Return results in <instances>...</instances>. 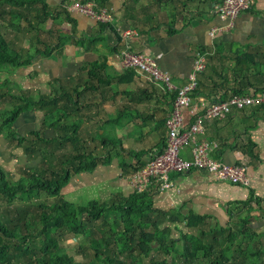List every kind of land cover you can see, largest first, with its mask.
<instances>
[{"label": "crops", "instance_id": "obj_1", "mask_svg": "<svg viewBox=\"0 0 264 264\" xmlns=\"http://www.w3.org/2000/svg\"><path fill=\"white\" fill-rule=\"evenodd\" d=\"M47 1L56 8L62 3L72 2ZM147 2L133 7L127 0H111L106 9L112 15L110 23L117 37L105 29L99 36L102 41L94 47L89 46L88 51L85 47L97 32L95 22L72 12L73 24L65 21L66 26L60 23L51 26L63 30L65 35H72L61 51H57L56 32L51 58L40 56L30 66L5 73L10 79L11 92L22 89L38 99L58 88L56 80L66 83L69 91L74 93L78 83H87L89 79L86 63L99 59V78L103 83L95 85L93 80L90 89L80 91L83 124L79 136L86 141L89 152L97 150L103 153L100 148L102 142H98V147L92 146V149L90 144L101 136L100 130L103 134L102 129L112 125L115 128H108L107 133L120 140L125 156L122 160L115 157L86 172L91 176L85 183L90 189L89 202L109 201L112 197L127 198L134 194L126 177L129 170L126 174L123 170L127 169L124 163L137 166L145 162L141 159L138 163L127 152L159 151L165 145L166 127L163 121L171 112L176 90L188 82L197 54L205 57L207 69L198 76V92L192 95L193 104L204 99L210 105L221 97L229 99L239 91L243 95L264 92V0H255L253 8L243 12L234 22L217 15L215 7L221 0H176L169 5L171 12L164 11L167 0H159L158 7H151ZM155 15L160 17L158 22ZM119 30L136 31L138 36L129 41L132 50L149 54L157 66L169 74L172 89L149 81L133 70L121 68L120 51L125 42ZM78 39H83L86 44L81 46L77 43ZM23 116L25 122L20 126L24 131L20 132L22 135H29L33 127V131L47 137L55 136L56 130L43 127L46 121L44 111L30 107ZM182 117L183 129L187 130L194 116L189 109H185ZM75 118L76 112L67 122L70 124ZM134 127H142V138L134 137L130 131ZM114 137L108 141H113ZM197 140L209 144L212 159L245 166L249 184L219 181L212 175L197 171L169 173V186L163 189L152 181L145 190L150 194L151 205L163 214L165 220L172 221V224L164 222V228L172 229L170 235L174 238L176 232L173 228L188 231L182 222L186 219L192 222L198 220L205 227L210 223L207 229H214L217 225L229 226L232 230L240 221L247 220L254 231L264 230V104L233 110L224 118L206 120ZM6 141L0 138L3 146ZM192 147L191 141L186 143L179 151V158L190 161ZM19 151L23 154L19 155L26 158L23 150L15 152ZM69 184L63 188L64 196L80 190L79 185L75 190L73 186L67 190ZM173 220L180 224H173ZM256 225L258 228L254 227ZM189 229L191 233L196 231V228Z\"/></svg>", "mask_w": 264, "mask_h": 264}, {"label": "trees", "instance_id": "obj_2", "mask_svg": "<svg viewBox=\"0 0 264 264\" xmlns=\"http://www.w3.org/2000/svg\"><path fill=\"white\" fill-rule=\"evenodd\" d=\"M110 1L73 0L83 6L91 2L98 9H106ZM54 7L47 0H0V73L9 74L10 70L30 66L40 56L51 58L54 49L52 40L56 32L57 51H61L67 40L72 38V35H65L63 30L51 27L60 17L71 24L75 22L69 4ZM7 17L17 19L19 23L7 21ZM94 26L97 32L88 41L85 47L87 51L89 46L94 47V44L102 41L99 36L105 29L117 37L111 23L95 21ZM44 31L48 33L47 37L43 35ZM9 32H13V37H9ZM77 43L84 46L86 41L78 39ZM98 60L86 63L89 79L87 83H78L74 93L71 89L69 91L66 83L56 80L58 88L36 99L22 89L12 93L9 76L0 77V100H7L6 104L10 105L8 109H0V138L16 141L17 148L24 147L29 162H37L34 168L24 171L28 176L27 183L23 179L11 181L10 175L0 167V192L7 204L18 199L39 200L41 194L55 200L51 205L45 201L33 203L40 209L38 212L17 211L15 218L12 213L0 212V264H79L76 260L77 248L78 252L90 250L93 258L88 264H264V232L251 229L247 220L240 221L232 230L229 226L217 225L214 229H207L198 220L192 222L186 219L182 222L187 232L173 228L180 237L177 239L170 235L172 229L164 228V222L172 224V221L165 220L163 214L152 207L148 191L134 193L127 198L90 201L85 207L76 206L65 199L62 191L72 174L91 172L98 164L118 157L110 151L114 141L101 143L100 148L104 153L97 150L89 152L86 141L79 136L83 124L80 91L90 89L93 80L95 85L103 83L99 78L101 70ZM1 84H4V88ZM243 94L239 91L230 98ZM225 100L228 99L221 97L216 101ZM30 107L45 112L43 127L56 130L54 137L37 131L22 135L15 127L18 119ZM74 112L76 118L69 124L67 121ZM163 124L165 128V121ZM164 147L162 145L159 151L156 149L157 152H163ZM121 150L125 152L122 146ZM106 152L107 155L103 156ZM150 152L148 149L140 153L128 151L127 154L140 163L141 159L145 162ZM141 165L124 163L127 168L123 169L124 173L137 170ZM28 214L34 216L29 217ZM174 218L177 220V217ZM174 220L173 224H180ZM189 227L196 228L195 233H191ZM80 238L90 244L74 247L71 241ZM65 242H69V246Z\"/></svg>", "mask_w": 264, "mask_h": 264}, {"label": "built area", "instance_id": "obj_3", "mask_svg": "<svg viewBox=\"0 0 264 264\" xmlns=\"http://www.w3.org/2000/svg\"><path fill=\"white\" fill-rule=\"evenodd\" d=\"M254 2L255 0H223L215 7V11L217 15L233 21L239 13L250 10ZM71 6L73 7L70 9L71 11L90 17L96 22L103 24L111 22L112 17L108 10L96 9L90 4L83 6L77 2ZM119 35L125 42L124 48L120 51L121 68L134 70L147 80L159 83L169 90L172 89L169 74L161 70L149 54L132 50L129 41L138 36L136 31H119ZM206 68L205 57L197 54L194 69L188 82L176 90L172 110L166 117V138L163 152L158 153L156 149H151L144 165L126 174L127 181L134 193L141 194L152 181H155L160 189L168 187V174L171 172L197 171L212 175L219 181H229L238 185L249 184L245 166L212 159L210 157L212 149L209 144L197 140V136L203 132L206 120L224 118L230 115L233 110H244L248 107L264 104V92L235 95L228 100L210 105L204 99L193 104L192 95L198 87V76L205 72ZM185 109H189L194 116L193 123L187 130L183 129L182 112ZM189 141L193 143L191 160L185 161L179 158V151Z\"/></svg>", "mask_w": 264, "mask_h": 264}, {"label": "rangeland", "instance_id": "obj_4", "mask_svg": "<svg viewBox=\"0 0 264 264\" xmlns=\"http://www.w3.org/2000/svg\"><path fill=\"white\" fill-rule=\"evenodd\" d=\"M71 1L72 2L68 3L69 6H70L69 7L70 9L73 8L71 5L74 3L73 0H71ZM127 1H129L133 7L137 6V5H140L141 3H144V2L146 3L147 2V0H127ZM158 1L159 0H149L147 3H148V5L150 4L151 7H153V6H157L158 7ZM175 1L176 0H167L166 7L164 6L165 7L164 11L171 12V8L172 7L169 6V5H170V3L172 4ZM91 5L93 7L95 6L93 3H91ZM101 10H108V9H102L101 8ZM168 16H170V15H168ZM155 18H156V20L158 22V19L160 17L155 15ZM172 18L173 17H170L169 19H172ZM7 19L10 22H13L14 24H18L19 23V20H17V19L13 20L10 17H7L6 20ZM57 23H60V25H62V26H66V22H65V20L63 18H61V20L58 19L56 21V25H57ZM5 25H8V24L6 23ZM151 25H152V23H151ZM8 26H11V25H8ZM9 33H10L9 37H11V36L13 37V35H14L13 32H9ZM43 35H46V37H47L48 33H46L44 31ZM46 37H43V39H45ZM4 76H5V73H3V72L0 73V77L3 78ZM2 86L4 88V84ZM12 93H17V92H12ZM32 97L35 98V96L33 94H32ZM7 102H8L7 100L6 101L0 100V109H2L3 107H7V109L10 108V105L6 104ZM11 107H12V105H11ZM24 122H25V117L22 115L18 119L16 124H15V127L21 133H24L23 127L22 128L20 127L21 125H23ZM112 127H114V126L110 125V127H104V129H102V130H104L103 134L101 133V130H100L99 134L101 136L96 137V139H95L96 142L90 144V149H92L94 146L98 147L100 145L98 142L104 143L103 141L111 140V138H113L114 135L111 136L107 132H108V128H112ZM31 131H33V127H32ZM130 131L133 133L134 137H136L137 139L139 137L142 138V135H143L142 134L143 133L142 127H134ZM113 141L112 142L115 143V144H112L113 146L110 147V151H111V153L114 156H116V155L118 156L117 157L118 160H122L125 155L122 153V150L119 151L120 148H121V146H120L121 142H120V140H117L115 137H114ZM6 145L8 146L7 149L5 148ZM16 146H17V142L16 141H6V143H4V146H3V142H0V167H2L7 172L8 175H10V180L11 181L19 182L21 179H23V181L25 183H27L28 176L24 174L25 173L24 171L29 169V168H31V167L34 168V166H36L37 162H29L28 157L25 158V157L21 156V155H23L21 151L16 153L15 151L17 149H21V150H23L25 152L24 155H27L26 151L24 150V147H18L17 148ZM98 149H100V148H98ZM107 152L103 156H106ZM10 153H11V156H10ZM103 153H104V150H103ZM19 154H21V155H19ZM72 175H73L72 178H71L72 180L69 181L70 184L68 183L69 186L67 187V190L71 186H73L74 190H75L78 187L77 185H79L80 190H78V192L76 194H74L73 191H72V195H70V196L66 195L65 199L71 204H74L76 206L85 207L89 203V196H90V189L88 187H86L85 183H86V180L90 179L91 176H90V174H88L86 172H82V173H79L77 175H75V174H72ZM77 198H79V200H77ZM52 199L53 198L48 197L46 194H41L39 200H37L36 198L31 199L33 201H30V199L29 200H23V201L18 199L14 203L7 204L6 199L4 198L2 193L0 192V212H2V213L3 212L12 213V217L13 218H15L17 216V211H19V212H22V211L29 212L30 211L31 214H33V213H36V212H38L40 210L38 207L33 206V203L39 204L40 201H42V202L45 201V202H47V204L51 205L55 201V200H52ZM93 201L100 202V200H93ZM31 214H28V216L29 217H33L34 215L31 216ZM209 225H210V223L207 224V227ZM254 227L258 228L257 225L254 226ZM261 232H264V230H262ZM174 235H175V237L177 239L180 238V237L177 236L176 233ZM71 242L74 245V247H76V248L80 247V246H82V247L84 246L85 247V246H88L90 244L88 241L83 242V240L81 238L80 239H73ZM68 243L65 242V245H67ZM181 244L182 243L180 242L179 245H181ZM67 246H69V245H67ZM175 249L178 250L177 246L175 247ZM78 251H79V249L77 248V252H76V260H77V262L79 264H88V263H90V261H91L90 259L93 258L92 253H90V250H87V251H83L82 250L80 252H78Z\"/></svg>", "mask_w": 264, "mask_h": 264}, {"label": "clouds", "instance_id": "obj_5", "mask_svg": "<svg viewBox=\"0 0 264 264\" xmlns=\"http://www.w3.org/2000/svg\"><path fill=\"white\" fill-rule=\"evenodd\" d=\"M254 4H255V2H254ZM254 4H253V5H254ZM90 5H91V3H90ZM94 7H95V6H94ZM95 8H96V7H95ZM252 8H253V6H252ZM252 8H251V9H252ZM96 9H98V8H96ZM251 9H250V10H251ZM108 11H110V10H108ZM247 11H249V10H246V11H243V12H247ZM243 12L239 13V15H237V16L233 19V21H231L230 19H229V21H230V22H234V21H236V19H237V18H238ZM109 13H110V12H109ZM110 14H111V13H110ZM81 15H82V14H81ZM83 16H85V15H83ZM85 17H87V16H85ZM111 17H112V15H111ZM88 18H90V17H88ZM90 19H91V18H90ZM91 20H92V19H91ZM93 21H94V20H93ZM94 22H95V21H94ZM119 31H120V30H119ZM133 71H134V70H133ZM149 81H150V80H149Z\"/></svg>", "mask_w": 264, "mask_h": 264}]
</instances>
